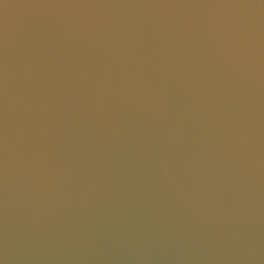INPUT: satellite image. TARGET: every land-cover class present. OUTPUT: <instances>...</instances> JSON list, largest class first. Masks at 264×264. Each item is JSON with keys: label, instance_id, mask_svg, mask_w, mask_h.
Masks as SVG:
<instances>
[{"label": "water", "instance_id": "95a60500", "mask_svg": "<svg viewBox=\"0 0 264 264\" xmlns=\"http://www.w3.org/2000/svg\"><path fill=\"white\" fill-rule=\"evenodd\" d=\"M0 264H264V0H0Z\"/></svg>", "mask_w": 264, "mask_h": 264}]
</instances>
